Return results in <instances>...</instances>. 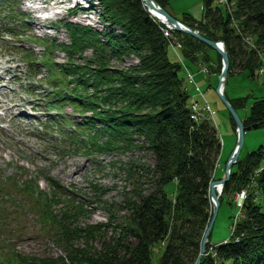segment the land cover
Wrapping results in <instances>:
<instances>
[{
	"label": "trees",
	"instance_id": "1",
	"mask_svg": "<svg viewBox=\"0 0 264 264\" xmlns=\"http://www.w3.org/2000/svg\"><path fill=\"white\" fill-rule=\"evenodd\" d=\"M157 1L166 9L170 3V0ZM231 1L232 14L226 7L214 5V0H203L201 19L186 12L181 20L209 39L224 41L230 57L229 75L248 70L254 76L255 70L264 65L258 52V49L264 50V0ZM16 6L15 0H0L1 29H8L5 21L17 19L18 23ZM100 6L99 17L106 28L99 30L66 20L63 27L69 42L38 37L36 41L43 43L45 55L39 58L30 51L27 57L33 67L45 66L50 73L48 79H59V87L50 82L54 88L48 98V102L53 103L50 107L56 108L58 115L64 113L63 107L68 104L80 112L82 121L74 122V131L88 135L86 139L77 134L70 136L79 143L77 148L88 145L98 152L129 149L138 145L134 143L137 137L143 139L146 144L140 147L153 154L155 164L138 166L142 170L140 175L150 178L153 188L145 194L138 186L134 187L132 200L125 203L131 214L124 219V224L117 225L118 234L109 239H106L104 228L110 223H96L87 228L73 226L71 222L77 214L73 216L71 211H65L57 219L48 209L53 199L43 198L36 204L46 207L47 212L44 214L39 208L38 219L43 226L48 225L46 220L50 216L55 220L57 224L52 228L64 235L59 240L64 254L28 256L16 251L0 234V264H196L199 257L203 234L212 216L210 183L216 179L221 162L218 130L209 119H193L191 96L184 86L185 77L180 74L183 66L171 58L163 25L147 11L144 1L100 0ZM20 26L24 24L15 25L16 28ZM175 33L183 42L181 53L189 65L196 66L202 59L214 73H220L222 59L219 54L213 59L210 46L189 34ZM54 50L63 51L67 61L54 62ZM89 50L91 55H87ZM131 55L137 56L140 63L128 68L113 66L112 61L122 62ZM226 94L237 111L245 108L252 97L250 112L243 119L245 129L264 127V96L250 94L231 98ZM231 119L235 129L232 116ZM69 120L64 114V121ZM133 169L131 164L130 175ZM135 173L139 171L134 172L133 177ZM253 180L257 186L244 203L245 218L238 223L234 240L214 250H210L208 243L201 264H264L262 145L240 157L233 166L221 202L225 195L247 187ZM173 181L176 190L171 195L166 186ZM93 187L104 189L98 185ZM32 188L25 187L28 195H46L39 189L35 194ZM56 188L59 187L53 188L55 192ZM256 190L263 197L261 202L254 200ZM104 192L105 189L101 193ZM5 196L10 199L9 194H2L3 199ZM77 207L85 210L79 204ZM10 210L0 213V219H4V215L7 227H15L14 224L19 223L10 218V214L17 211ZM4 222H0V230ZM75 237L84 238L85 247L69 249L68 244L73 243L71 240ZM96 238L101 240L100 247L90 244ZM157 243L163 244L164 252L160 260L154 262L152 251Z\"/></svg>",
	"mask_w": 264,
	"mask_h": 264
},
{
	"label": "rangeland",
	"instance_id": "2",
	"mask_svg": "<svg viewBox=\"0 0 264 264\" xmlns=\"http://www.w3.org/2000/svg\"><path fill=\"white\" fill-rule=\"evenodd\" d=\"M56 1L63 3L62 0ZM48 2L49 4H46L45 0H21L18 6V10L22 16L28 19L29 23V28L25 29L21 35L24 38L25 46L31 48L39 58H42L45 52L39 45L32 42L33 35L51 40L55 39L63 43L69 42V35L62 27V23L66 19L91 24L99 30L107 27L99 19L100 10L98 8L90 11V15L87 16L80 15V13L76 16H70L67 12L68 4L65 2L59 6L53 5L55 0H48ZM70 4L71 7L74 2ZM30 5L39 8L28 10ZM89 6L90 3L84 1L83 7L88 8ZM48 7L51 8V12L44 10ZM167 7V10L175 17H181L186 12L196 19L203 17V0H170ZM80 9L81 7L78 11ZM53 10L59 13L54 14L52 13ZM39 17L46 21V26L41 23L43 21H40ZM172 34L174 38L181 41L175 31ZM209 53L213 59L218 56L217 51L213 48H209ZM91 54V50L87 51V55ZM169 54L172 56V53L169 52ZM52 58L54 62L59 64L67 61L66 54L61 50H54ZM0 60L5 62V67L12 69L6 75L4 91L10 95H17L28 102L24 109L25 114L21 116L20 120H10L11 113L3 119L5 111L0 108V213H6L8 209H11L10 211L16 210L17 213L12 212L10 218L19 223L14 224L15 227H7L3 215L4 219H0V222H4L0 230L1 236L16 251L28 256L57 257L61 254L63 248L59 240L64 235L52 228V225L56 223L55 220L50 216V219L46 220L48 225L43 226L38 219L39 208L45 211L44 214L47 212L46 207L43 205L39 207L36 204L43 198L53 199L52 206L48 209L57 215V219H60L63 212L71 211L73 216L77 214V218L71 222L73 226L78 225L87 228L96 223H110L104 228L106 239L117 235V232L120 231L117 225L124 224V219L131 214L125 203L128 199L132 200L134 187L138 186V190L142 189L145 194L153 188L150 178L140 175L142 170L138 166L145 165L147 167L155 164L153 154L146 148L140 147L141 144H146L144 140L137 137L134 143L138 145L129 149L98 152L93 148H88V145L78 149L75 147L78 145L77 143L65 139L60 133L63 132L64 135L69 136L75 132L73 131L76 130L74 122L82 121L80 112L73 110L69 104L63 107V114L55 115L56 109L51 111L50 105L53 103L45 99L50 97L51 90H53L46 82L50 76L48 70L42 67L40 75L33 80L34 70H31L25 62L21 50L12 47L8 42L0 41ZM197 63V68H202L204 64L208 65L202 59ZM112 64L115 67L124 68L129 62L124 59L122 62L114 60ZM189 64L186 60V65L190 66L192 73L196 72L197 68ZM210 70L213 71L212 68ZM180 74L185 77L184 86L188 88L187 90L191 95L190 100H192L196 90L186 77L185 67ZM194 78L199 82L206 101L214 111L213 122L222 141L220 157L222 167L217 169L216 178H222L226 160L237 142V134L230 112L216 89L219 73L204 74L198 72ZM49 81L53 82L56 87L60 86L58 78ZM226 91L231 98L250 94L256 97L264 96V74L253 77L248 70L230 74L226 83ZM2 99L6 100V98ZM253 100L251 97L247 106L239 109L238 113L242 119L249 114ZM6 105L9 106L10 103L7 102ZM13 112L15 114L17 110L14 109ZM64 114L69 116V121H64ZM90 133L92 134L93 130ZM76 134L83 139H86L88 135L87 133L80 134V132H76ZM261 145L264 146V127L247 129L241 157L246 156L248 152ZM131 164H133L134 169L130 175L128 168ZM137 171L139 174L135 173L133 177L132 174ZM93 185L104 188L105 192L101 193L104 189L100 191ZM26 186L33 187L32 190L35 194L39 189L43 190L46 195L30 196L25 191ZM55 187H59L56 188V192L53 190ZM166 190L172 195L176 190L175 181L169 183ZM4 193L9 194L10 199H7V196H5L6 199H3L2 194ZM77 204L83 206L85 210L77 207ZM236 211L237 206L233 201V195H225L214 223L210 240L212 244L230 238ZM71 241L74 242L68 244L69 249L85 247L86 244L84 238L75 237ZM90 244L94 247H100L101 240L96 238L90 241ZM4 246L7 248V244ZM163 252L162 243L155 244L152 251L153 261L158 262Z\"/></svg>",
	"mask_w": 264,
	"mask_h": 264
},
{
	"label": "water",
	"instance_id": "3",
	"mask_svg": "<svg viewBox=\"0 0 264 264\" xmlns=\"http://www.w3.org/2000/svg\"><path fill=\"white\" fill-rule=\"evenodd\" d=\"M143 1L148 6L149 12L153 16H155L159 21L164 22L166 25H168L169 27H171L172 29H174L176 31L189 34V35L193 36L194 38L200 40L201 42H204L205 44H207L208 46H210L214 50H216L221 55L222 61H223V68H222V71L220 73L219 82H218L216 89H217V92H218L220 98L222 99V101L226 105L227 109L229 110L230 114L232 115V117L236 123L237 131H238V138H237L236 146H235L234 150L231 152V154H230V156L226 162V166H225L226 175H225V177L220 179V180H214L210 184V199L213 203V214H212L211 221H210L208 227L206 228V230L204 232L202 243H201L200 255L196 261V264H201V259H202V256L206 252V244L208 242L209 235L213 230L214 223H215V220H216V217L218 214V210L220 207L219 194L217 192L216 187H222V186H224V184H226L230 180L231 168L234 164L237 163V161L240 157L244 142H245L244 122L241 119V117L239 116V114L236 111V109L234 108V106L230 103V101L227 98L225 91H224L228 71L230 68V57H229V54H228V51H227L225 45L221 46L217 41L207 38L206 36L195 31L194 29H192L190 26L182 23L180 20H178L176 17H174L170 12H168L164 7H162L158 3L157 0H143ZM152 9H154L156 11V13H158V14H155L152 11ZM159 15H161L163 18H160L161 16H159Z\"/></svg>",
	"mask_w": 264,
	"mask_h": 264
},
{
	"label": "bare ground",
	"instance_id": "4",
	"mask_svg": "<svg viewBox=\"0 0 264 264\" xmlns=\"http://www.w3.org/2000/svg\"><path fill=\"white\" fill-rule=\"evenodd\" d=\"M38 8H39L38 6L30 5V7L28 8V10H31V9H36L37 10ZM50 9L51 8L48 7V8H45L44 10H48L49 11ZM152 11L155 14H158V13H156V11L154 9H152ZM50 12H51V10H50ZM52 13L57 14L59 12L53 10ZM159 16H161V15H159ZM160 18H163V17L161 16ZM38 19H40V21H43V22H41L43 25H45V26L47 25V23H45L46 21L41 20V17H39ZM4 64H5V62H3V61L0 60V85H1L0 86V89L3 90L2 91L3 95H8V97L12 101V104H11L10 107H8L6 116H3L2 118H5L8 115H10V113L13 112L12 109L16 108L17 111H18V113L15 114V115H13V116H11V119L10 120H20V118H21L20 116H22L23 114H25L24 109L27 106L26 104L28 102L25 101V100H23V99H21L17 95H14V97H11V95L8 92L4 91L5 88H6V84H5V81H4L5 80V77H6V74L8 72L12 71L11 67H7V66L5 67ZM2 69H3V71H2ZM12 93H14V92H12ZM4 105H5L4 100L0 99V106H4Z\"/></svg>",
	"mask_w": 264,
	"mask_h": 264
},
{
	"label": "built area",
	"instance_id": "5",
	"mask_svg": "<svg viewBox=\"0 0 264 264\" xmlns=\"http://www.w3.org/2000/svg\"><path fill=\"white\" fill-rule=\"evenodd\" d=\"M221 4H226V3H228V0H218ZM168 33V32H167ZM195 107V106H194ZM241 197H245V191H243L242 193H241Z\"/></svg>",
	"mask_w": 264,
	"mask_h": 264
}]
</instances>
